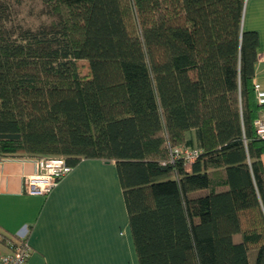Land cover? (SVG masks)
I'll return each instance as SVG.
<instances>
[{"label":"trees","instance_id":"obj_1","mask_svg":"<svg viewBox=\"0 0 264 264\" xmlns=\"http://www.w3.org/2000/svg\"><path fill=\"white\" fill-rule=\"evenodd\" d=\"M20 1L0 0V161L114 162L140 264H264L246 0H40L35 29Z\"/></svg>","mask_w":264,"mask_h":264},{"label":"crops","instance_id":"obj_2","mask_svg":"<svg viewBox=\"0 0 264 264\" xmlns=\"http://www.w3.org/2000/svg\"><path fill=\"white\" fill-rule=\"evenodd\" d=\"M243 28L259 35L255 81L264 86V0H246ZM34 171L30 159L0 161V256L27 228L25 264H140L114 162L81 161L47 196L25 193Z\"/></svg>","mask_w":264,"mask_h":264},{"label":"built area","instance_id":"obj_3","mask_svg":"<svg viewBox=\"0 0 264 264\" xmlns=\"http://www.w3.org/2000/svg\"><path fill=\"white\" fill-rule=\"evenodd\" d=\"M258 104L263 107L260 117L255 121L258 137L264 139V88L255 84ZM198 156V151L192 149L174 148L172 159L183 157L187 163H192ZM34 162L35 171L24 178V191L32 196H47L59 182L71 173L73 168L61 158L30 159ZM30 229L14 235L8 244L10 253L0 256V264H25L33 250L29 243Z\"/></svg>","mask_w":264,"mask_h":264},{"label":"rangeland","instance_id":"obj_4","mask_svg":"<svg viewBox=\"0 0 264 264\" xmlns=\"http://www.w3.org/2000/svg\"><path fill=\"white\" fill-rule=\"evenodd\" d=\"M16 4V17L15 20L21 23L25 27H30L32 29L38 28L44 22H47V18L43 13V6L40 0H21L20 4ZM78 67L82 75H87L89 72V66L86 61H79ZM264 75L260 79L263 82ZM254 256H252V259Z\"/></svg>","mask_w":264,"mask_h":264}]
</instances>
